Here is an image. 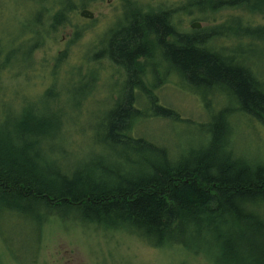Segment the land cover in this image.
Segmentation results:
<instances>
[{
	"label": "trees",
	"instance_id": "1",
	"mask_svg": "<svg viewBox=\"0 0 264 264\" xmlns=\"http://www.w3.org/2000/svg\"><path fill=\"white\" fill-rule=\"evenodd\" d=\"M94 1L28 0L26 18L15 27L14 40L27 41L29 46L15 48L11 52L14 59L30 63L47 41L56 42L62 29L73 27L71 17L77 11ZM123 2L124 11L128 10L126 25L115 34L110 32L105 48L94 58L98 60L108 51L111 62L122 63L127 73L122 94L91 137L100 158L84 172H62L53 161L56 155L67 153L60 140L69 118L65 107L58 114L49 111V115H40L22 103L0 106V214L31 218L38 232L52 216L77 219L124 230L154 249L180 245L197 251L200 249H194L192 243L200 242L201 236H213L224 255L237 253L241 264H264V220L257 211L259 204H264V167L231 157L234 152L225 134L231 126L228 117L234 112L264 125V79L245 65L243 53L237 56L234 52L232 57L206 46L219 27L206 35L201 31L183 34L177 31L174 19L177 12L187 13L192 8L201 14L239 9L264 16V0H184L182 10L175 11L155 6L144 10L130 0ZM245 30L244 35L252 41L264 39V26H246ZM78 40L79 33L74 30L70 42ZM156 51L160 53L154 56H161L193 89L228 93L224 96L227 103L220 101L214 113L205 106L208 122L202 130L206 147L182 158H172L166 148L132 135L140 120L179 121L174 111L159 106L144 87L140 60L151 59ZM66 57L67 51L61 52L55 65L48 66L53 78ZM10 62L0 59V68ZM71 81L73 88L66 97L72 96L76 105L66 109L69 115L80 109L94 78L78 68ZM55 82L39 97L46 102L45 108L54 100H63L58 98ZM136 91L146 96L152 115L135 109ZM103 153L115 158L103 160Z\"/></svg>",
	"mask_w": 264,
	"mask_h": 264
},
{
	"label": "rangeland",
	"instance_id": "2",
	"mask_svg": "<svg viewBox=\"0 0 264 264\" xmlns=\"http://www.w3.org/2000/svg\"><path fill=\"white\" fill-rule=\"evenodd\" d=\"M130 1L134 7L144 10L155 6L161 9L173 7L175 11L182 10L184 0ZM28 4V0H0V59L1 62L11 60L9 66L0 68V106L22 103L40 115H49V111L58 114L59 109L65 107V115L69 118L63 125L60 140L67 153L56 155L54 166L66 174L72 175L75 169L84 172L100 158L91 137H94L95 126L103 120L105 112L114 107L122 94L124 81L104 54L98 60L94 58L105 48L110 32L126 25L128 10L124 11L123 0H95L87 8L94 14L92 20L79 17L80 10L77 11L71 17L73 27L62 29L56 42L47 41L27 64L19 57L14 59L11 52L29 46L27 41L14 40L15 27L26 18L23 14ZM174 19L177 31L183 34L193 35V32L201 31L206 35L210 29L219 27L214 31L218 34L208 38L206 46L232 57H235L234 52L237 56L243 53L245 65L264 79V39L252 41L244 35L246 26H264V16L239 9L201 14L192 8L187 13L177 12ZM195 23L200 25L198 29L191 28ZM74 30L79 33L76 44L70 42ZM64 51H67L66 60L53 78L48 66L53 67L55 57ZM156 53L153 52L151 59L140 60L143 86L151 91L159 106L174 111L179 121L163 118L140 120L134 124L132 135L166 148L172 158H182L187 154L183 149L190 141L196 143L198 149L204 145L206 137L202 125L208 122L205 106L216 109L220 101L222 104L227 100L221 93L196 92L188 87L176 73L166 72L164 59L155 57ZM78 68L82 74L94 78V82L90 94L82 99L80 109L69 115L66 109L76 105V101L66 94L73 88L72 81L75 80L69 82V79L76 77ZM54 81L56 92L61 96L58 98L63 100H54L45 108L46 102L39 97ZM136 95L138 105L144 104L146 96L139 91ZM147 114L152 115L149 109ZM228 118L231 126L227 142L231 148L242 158L264 163V125L236 112ZM102 157L103 160L115 158L107 153ZM117 162L127 168L126 164ZM67 218L52 216L38 232V226L31 218L0 214V264H241V256L236 252L235 255H224L220 242L213 236L201 237L200 242L192 243L194 249L200 247L209 258L203 252L195 254L178 245L154 249L124 230L106 229Z\"/></svg>",
	"mask_w": 264,
	"mask_h": 264
},
{
	"label": "bare ground",
	"instance_id": "3",
	"mask_svg": "<svg viewBox=\"0 0 264 264\" xmlns=\"http://www.w3.org/2000/svg\"><path fill=\"white\" fill-rule=\"evenodd\" d=\"M118 30H115L114 32L113 31H111V32H113L112 34H115L116 32H117ZM158 53H160V52H158ZM103 56H105V58H107V60L110 62L111 61V59L110 58H112V55H111V53H109L108 51L106 52V53H104V55ZM158 61H160L159 59H157ZM112 63V62H111ZM164 63L166 64V72L167 73H172V72H174V69L171 67V66H169V65H167V63L164 61ZM165 64H163V65H165ZM113 65L114 66H116V68H117V70L121 73V76H123V78H124V80L126 79V75H127V73H126V69H125V67L122 65V63L120 64V63H113ZM185 84L188 86V87H190L186 82H185ZM148 90V89H147ZM196 90V89H195ZM149 92H150V90H148ZM199 90H196V92H198ZM151 93V92H150ZM206 93H209V92H206ZM205 93V94H206ZM222 95L223 96H228V93H226V92H224V93H222ZM135 98V97H134ZM133 105H134V107H135V109H139L141 112H146L149 108H150V105L148 104V102H146L145 101V103L143 104H141V105H138V103H137V99L135 98L134 99V101H133ZM218 106H220V105H218ZM212 109V113H214V111H215V109L214 108H211ZM247 117V116H246ZM248 119H250V120H252V118H250V117H248ZM253 121V120H252ZM176 122V121H175ZM231 125V124H230ZM207 134H208V138H210V136H209V132L207 131ZM225 134L227 135V138L229 137V135H230V131L229 130H226L225 131ZM192 143V144H191ZM206 144H207V142H206ZM206 144L205 145H203V144H201L202 146H205L206 147ZM232 147V146H231ZM183 150H185L187 153H191V152H194V151H198V147H197V144L196 143H193V142H191L190 141V144L186 147V148H184ZM233 152L234 153H232L230 156L231 157H238V158H241L242 156L241 155H239L237 152H235L234 150H233ZM255 164H259V165H261V166H263L264 167V163H262V162H254ZM257 211H259V216L261 217L260 219L261 220H264V204H259V207H257ZM201 237H204V236H201ZM178 246H180V245H178ZM198 249H201L200 247H197ZM190 251H192V252H194L195 254L196 253H199V252H203L202 250H197V251H194V250H190ZM204 254H206V256L207 257H209L207 254V252H203ZM210 258V257H209Z\"/></svg>",
	"mask_w": 264,
	"mask_h": 264
},
{
	"label": "water",
	"instance_id": "4",
	"mask_svg": "<svg viewBox=\"0 0 264 264\" xmlns=\"http://www.w3.org/2000/svg\"><path fill=\"white\" fill-rule=\"evenodd\" d=\"M79 16L81 18L89 19V20H92L94 18V14L91 11H89L88 9L81 10L79 13ZM199 27H200V25L198 23L191 25L192 29H198Z\"/></svg>",
	"mask_w": 264,
	"mask_h": 264
}]
</instances>
